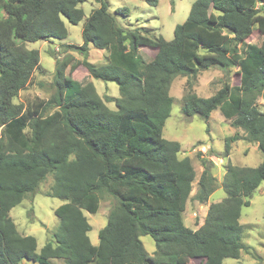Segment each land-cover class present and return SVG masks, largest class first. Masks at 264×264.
I'll return each mask as SVG.
<instances>
[{"label": "trees", "instance_id": "trees-1", "mask_svg": "<svg viewBox=\"0 0 264 264\" xmlns=\"http://www.w3.org/2000/svg\"><path fill=\"white\" fill-rule=\"evenodd\" d=\"M89 0H0V264H224L245 250L241 224L244 207L264 184V112L258 99L264 92V39L247 42L255 28L264 33V0H196L188 18L176 26L171 41L153 37L143 28L118 24L106 0H99L86 19L83 44H67L83 59H56L49 100L26 109L14 99L41 69L40 52L27 43L64 40V20L78 25ZM156 7L158 0H145ZM126 8L117 13L127 15ZM90 46L107 51L106 63L89 61ZM154 49L146 61L142 48ZM79 67L97 80L114 82L120 97H101L92 82L67 74ZM237 67L240 84L227 80L210 97L198 96L194 80L213 68L227 75ZM76 74V73H75ZM188 77L182 113L208 121L215 110L243 135L224 139L229 157L232 144H256L263 155L258 167L229 161L222 188L225 198L209 205L197 229L184 222L189 200L208 202L217 190L210 161L193 197L196 178L181 144L163 137L171 116L173 81ZM115 103L116 110L108 107ZM53 176L48 197L65 200L55 210L59 225L53 239L38 253L34 236L23 235L10 211ZM112 201L108 221L92 244V226L85 212L96 214L102 200ZM156 245L149 254L141 240Z\"/></svg>", "mask_w": 264, "mask_h": 264}, {"label": "rangeland", "instance_id": "rangeland-1", "mask_svg": "<svg viewBox=\"0 0 264 264\" xmlns=\"http://www.w3.org/2000/svg\"><path fill=\"white\" fill-rule=\"evenodd\" d=\"M109 11L115 15L119 25L126 28H143L150 31L153 37H163L167 41L174 38V30L177 25L186 21L189 16L192 4L196 0H158L156 7L150 6L145 0H106ZM99 0H89L79 7L83 9L85 18L78 24L72 25L64 20L68 29V37L64 40H49L27 43L28 49H36L40 52L41 69L33 74L29 85L20 91L14 99L15 104L22 105L23 108L30 107L33 102L40 100H49L55 92L53 80L56 68V59L62 61L65 57H73L74 60L83 59L82 55L74 49H66L65 45L71 44L80 46L83 44L82 31L86 19L94 9L99 8ZM126 8L127 15L117 13L119 9ZM258 26L253 34L247 38L248 43L259 45L264 39ZM89 61L94 65L100 66L106 63L107 51L97 50L90 46ZM142 55L146 61H149L150 54L154 49L142 48ZM67 74L75 76V79L82 83L92 82L101 97L111 96L120 97L119 87L114 82H104L97 80L86 74V71L79 67L71 72L70 68ZM76 73V74H75ZM188 77H177L170 89V95L174 102L171 116L166 121L163 137L167 140L177 141L181 144V158L189 157L194 166L196 178L193 182V191L190 197H193L197 191V185L200 175L203 171L201 158L210 161L212 174L217 179V190L211 195L208 202L199 204L189 200L184 212L185 224L197 229L203 223L207 215L209 205L222 201L226 194L222 188L224 176L226 174L229 161L233 165L240 167H258L263 161V155L256 144L244 140L232 144L229 157L224 151V139L235 133L243 135L241 129H235L230 125V121L225 120L220 110H215L210 119L206 122L198 115L187 118L182 113L183 97L187 92ZM229 80L232 86L240 84L238 68L230 70L227 75L219 68H213L208 71H201L196 80H194V92L200 97H210L214 95ZM258 107L264 112V92L258 99ZM108 107L116 110L115 103H108ZM53 176L40 185L38 193L35 196H29L22 204L16 206L10 211V216L14 220L19 232L23 235H31L37 239L38 253L43 246L53 239L60 221L55 215V210L66 203L65 200L46 196L53 185ZM251 204L244 207L241 224L245 230L243 234V243L245 250L241 252L239 259H226L224 264H264V184L257 190ZM112 208V201L105 197L96 214L85 212L92 230L89 237L93 244L99 243V232L104 228L108 221V215ZM141 240L149 254L156 250L154 240L150 236H143ZM53 264H68L66 260L53 259ZM20 264H34L33 262L23 260Z\"/></svg>", "mask_w": 264, "mask_h": 264}, {"label": "crops", "instance_id": "crops-1", "mask_svg": "<svg viewBox=\"0 0 264 264\" xmlns=\"http://www.w3.org/2000/svg\"><path fill=\"white\" fill-rule=\"evenodd\" d=\"M155 52L153 54H150L149 56L152 57L154 56ZM87 74V73H86ZM88 75V74H87ZM90 233V232H89ZM93 244V243H92ZM95 245V244H94ZM97 245V244H96ZM190 264H201L200 260H192Z\"/></svg>", "mask_w": 264, "mask_h": 264}]
</instances>
